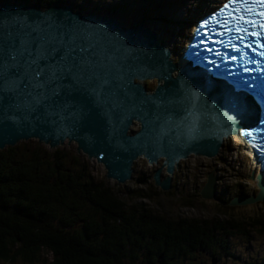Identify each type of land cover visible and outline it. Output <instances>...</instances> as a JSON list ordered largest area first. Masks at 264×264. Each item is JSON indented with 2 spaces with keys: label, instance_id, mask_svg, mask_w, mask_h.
Masks as SVG:
<instances>
[{
  "label": "water",
  "instance_id": "obj_1",
  "mask_svg": "<svg viewBox=\"0 0 264 264\" xmlns=\"http://www.w3.org/2000/svg\"><path fill=\"white\" fill-rule=\"evenodd\" d=\"M49 26L61 34L77 29L85 34V45L91 44L97 53L95 71L106 83L98 89L99 95L82 93L77 97L85 107L75 121L46 117L39 111L28 114L16 107L21 98L0 95V151L32 138L49 148L67 140L76 144L77 152L100 163L106 178L118 184L132 178L136 157L150 164L162 157L168 176L161 181L158 169L153 181L166 191L180 159L190 155L212 158L223 136L232 133L231 122L224 121L222 115L233 108V90L188 62L173 78L175 65L169 51L158 45L156 33L143 21L124 27L112 17L80 13L69 5L41 9L25 2L0 3V38L21 28L48 30ZM149 79H156L150 92L141 84ZM133 120L139 129L129 133ZM254 180L257 193L233 197L228 206L263 203L261 171ZM145 181L142 175L135 182ZM214 183L209 174L199 192L201 199H216Z\"/></svg>",
  "mask_w": 264,
  "mask_h": 264
},
{
  "label": "trees",
  "instance_id": "obj_2",
  "mask_svg": "<svg viewBox=\"0 0 264 264\" xmlns=\"http://www.w3.org/2000/svg\"><path fill=\"white\" fill-rule=\"evenodd\" d=\"M3 1L86 12L79 0ZM138 192L133 194L142 198ZM230 200H224V210L245 209L228 206ZM240 229L236 223L173 219L128 204L59 150L0 151V264H32L42 253L52 255L47 264H183L195 250H211L215 264L226 255V238Z\"/></svg>",
  "mask_w": 264,
  "mask_h": 264
},
{
  "label": "rangeland",
  "instance_id": "obj_3",
  "mask_svg": "<svg viewBox=\"0 0 264 264\" xmlns=\"http://www.w3.org/2000/svg\"><path fill=\"white\" fill-rule=\"evenodd\" d=\"M222 0H79L86 13L92 12L116 19L124 27H130L143 21L156 33L158 44H163L170 53L173 65L178 66L181 59V47L189 35L194 22L203 14L213 10ZM95 10V12L93 11ZM80 12V11H78ZM84 13V12H80ZM150 18V19H149ZM166 18V21L163 20ZM147 90L156 86V80L141 81ZM132 121L128 129L134 133L139 126ZM223 139V138H222ZM226 139V138H225ZM216 156L212 158L190 155L180 159L170 175L172 187L167 191L154 186L153 175L160 169V180L168 174L163 166V159L148 163L143 157H137L132 164V178L118 184L106 178L104 167L93 158L77 152L74 142L64 141L62 145L49 148L47 144L38 143L36 139L21 140L15 144L19 151L39 148L47 153L59 150L67 159L78 160L93 176L96 182L114 189L120 198L128 204H141L153 213L168 218H186L236 223L241 228L227 237V248L221 264H264V204L255 208L252 204L244 210H224V200L233 198L236 192L247 196L257 193L255 186L256 169L252 168L250 159L228 138L221 141ZM10 148L6 147L5 149ZM4 149V150H5ZM194 156V157H193ZM151 165V166H150ZM214 177L216 200L200 199L199 192L207 176ZM144 175L146 181L137 184V178ZM252 177V179L250 178ZM138 190L142 198L131 192ZM201 200V203L199 201ZM256 204V203H255ZM260 205V204H259ZM242 207V206H239ZM252 210L255 216H250ZM251 218V219H248ZM247 218L245 222L241 220ZM246 222L249 224L247 225ZM229 227V226H228ZM51 254L42 253L32 264L50 262ZM43 259V260H42ZM1 264H21L20 260Z\"/></svg>",
  "mask_w": 264,
  "mask_h": 264
},
{
  "label": "snow or ice",
  "instance_id": "obj_4",
  "mask_svg": "<svg viewBox=\"0 0 264 264\" xmlns=\"http://www.w3.org/2000/svg\"><path fill=\"white\" fill-rule=\"evenodd\" d=\"M209 19L218 21L224 32L234 33L232 39L254 37L255 47H262L264 0H227ZM86 40L78 29L61 34L51 26L21 28L0 38V95L21 98L16 107L28 114L39 111L46 117L75 121L85 107L77 97L99 95L98 89L106 83L95 71L97 53L91 44L85 45ZM254 131L242 129L239 135L252 137Z\"/></svg>",
  "mask_w": 264,
  "mask_h": 264
},
{
  "label": "bare ground",
  "instance_id": "obj_5",
  "mask_svg": "<svg viewBox=\"0 0 264 264\" xmlns=\"http://www.w3.org/2000/svg\"><path fill=\"white\" fill-rule=\"evenodd\" d=\"M150 19V18H149ZM163 20H165L166 21V18H164ZM146 25V24H145ZM149 27V26H148ZM158 41V40H157ZM186 41V40H185ZM158 45H160V44H158ZM163 45V44H162ZM164 46V45H163ZM180 54H182V53H180ZM183 64H184V59L182 58V55H181V59H180V63H179V65L178 66H174L175 67V69H174V71L172 72V77L174 78L175 76H176V74H177V70H178V68L181 66H183ZM151 80V79H150ZM154 80H156V79H154ZM143 85V84H142ZM143 87H144V85H143ZM145 88V87H144ZM155 88V87H154ZM154 88H152L151 90H147L146 88V90L147 91H152ZM240 88L245 92V93H247V91L245 90V89H243L242 88V86H240ZM135 124H137L138 126H139V124L137 123V122H134ZM240 128V127H239ZM129 131H130V129H129ZM233 137V134H230V135H226V137H223V139H222V141H224V140H226V139H228V138H232ZM226 138V139H225ZM236 139V138H235ZM238 139H236V141H237ZM235 140H234V143H235V145L237 146V147H239L240 146V144H238L237 142H236ZM222 143V142H221ZM242 149H243V153L248 157V155H247V151H248V148H245V146H242ZM218 151H219V149H218ZM218 151H217V153H218ZM192 156V155H191ZM194 156H200V155H194ZM193 156V157H194ZM138 157H140V156H138ZM189 156H187L186 158H188ZM200 157H204V156H200ZM137 158V157H136ZM186 158H184V159H186ZM205 158V157H204ZM250 158H252L251 157V155L249 156V159ZM159 159H163L162 157H159V158H157V160H159ZM146 160V159H145ZM157 160L155 161V163L157 162ZM179 162V161H178ZM250 162H251V165H252V168H258V163L256 162H254L253 161V159L252 160H250ZM151 166V165H150ZM262 179H263V181H264V170L262 171Z\"/></svg>",
  "mask_w": 264,
  "mask_h": 264
},
{
  "label": "flooded vegetation",
  "instance_id": "obj_6",
  "mask_svg": "<svg viewBox=\"0 0 264 264\" xmlns=\"http://www.w3.org/2000/svg\"><path fill=\"white\" fill-rule=\"evenodd\" d=\"M154 186H156V185L154 184ZM156 187H158V186H156ZM171 187H172V184L170 181V187L169 188H171ZM134 191H138V190H134ZM131 192H133V191L131 190ZM199 203H201V200L199 201ZM220 222L224 223L223 221H220ZM192 255H193L192 257H187L183 264H211V262H210V258L212 256L211 250L210 251L195 250V252H193ZM215 260H216L215 264H221L220 259H215ZM176 264H180V263H176Z\"/></svg>",
  "mask_w": 264,
  "mask_h": 264
}]
</instances>
